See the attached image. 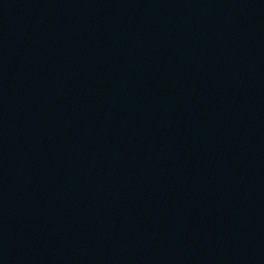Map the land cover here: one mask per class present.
I'll return each instance as SVG.
<instances>
[{
    "label": "water",
    "instance_id": "95a60500",
    "mask_svg": "<svg viewBox=\"0 0 264 264\" xmlns=\"http://www.w3.org/2000/svg\"><path fill=\"white\" fill-rule=\"evenodd\" d=\"M204 141L247 264H264V0H133Z\"/></svg>",
    "mask_w": 264,
    "mask_h": 264
}]
</instances>
